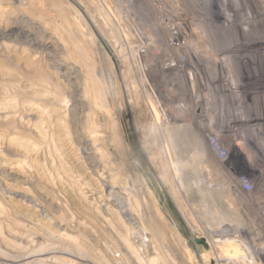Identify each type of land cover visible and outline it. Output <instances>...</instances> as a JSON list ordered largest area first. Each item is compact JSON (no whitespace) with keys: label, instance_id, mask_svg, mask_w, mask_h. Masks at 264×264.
Listing matches in <instances>:
<instances>
[{"label":"rangeland","instance_id":"obj_1","mask_svg":"<svg viewBox=\"0 0 264 264\" xmlns=\"http://www.w3.org/2000/svg\"><path fill=\"white\" fill-rule=\"evenodd\" d=\"M192 1L0 0V264H264V75L218 130Z\"/></svg>","mask_w":264,"mask_h":264},{"label":"bare ground","instance_id":"obj_2","mask_svg":"<svg viewBox=\"0 0 264 264\" xmlns=\"http://www.w3.org/2000/svg\"><path fill=\"white\" fill-rule=\"evenodd\" d=\"M236 1L244 2L250 0H232L229 4L235 5ZM251 1H253V3L255 4V6H257L258 9L264 12V0H251ZM191 2L193 1L191 0ZM234 5L231 6L234 7L236 11H238L237 10L238 8L236 9ZM193 6L197 8V10L199 11V16L194 17L196 21H195V25L194 23L192 24L193 28L194 26H197L198 28L205 26L206 28L204 33L200 32V34H198V32H196L198 42L194 44L195 52H198L199 54L203 52V54L205 55L203 60V67L207 69L204 71V74L206 76H209V74L219 76V82H217L216 84L211 85L210 82L208 83V85L206 84L205 87L206 89L205 91L207 94L206 98L209 100L213 99L216 96H218L217 91L218 92L226 91V93L223 92L221 94V96H223V102L226 105L225 107L220 108L217 107V105H211L213 107L209 106L207 109V112L209 114V121L212 122V120L215 119L213 122L219 124L217 129L221 131V129H223L225 125H228L230 124V122H232L230 119H234V118L240 119L242 117V115L241 116L239 115L240 105H243V103L246 102L249 98L251 100H254V98L256 97L259 100L260 96H258L257 94H255L256 95L255 96L254 93H252L253 91L250 92L248 90L250 89L248 84L251 82L253 77H255L254 73L259 72L258 74L264 75V53L255 51L252 53L243 54L241 53L242 52L241 46H243L246 43H249L250 40L252 39L251 36L255 32L261 30L259 26L263 25L260 24V22H264V17L262 19L259 17V21L253 20L255 19L253 17H252L253 19H250V21L247 20L245 17H221L222 15H225L229 11H231V9L228 10L229 6H226L224 4V0H195ZM234 9H232V11H234ZM158 15L161 18V20H163V18L165 19L166 17L165 15H161V13L159 12ZM171 32L172 33L170 34L173 37L171 43L175 45L177 43L179 45L182 42L181 37L177 36V34L174 33L173 31ZM262 37L264 39V33L262 34ZM208 42H211V45H208L207 44ZM208 49L210 50L209 52ZM189 51H190L189 49L186 50V52ZM180 55L179 57H181ZM251 59H254V65L256 67L257 72L251 70L250 67L248 66L250 65L251 61L253 62V60ZM170 66L171 64H169L167 68H165L163 71L159 72L160 73L159 75L163 76L161 79L165 78V73L169 70ZM210 71L212 73H210ZM241 80L242 81L246 80V82L242 83L240 82ZM209 88H215V90L217 88L218 90L212 91V89L208 90ZM227 88L231 91H227ZM160 98H161L160 100L164 101L163 106L166 107L168 106V103L170 101H173V99L167 98L165 97V95L160 96ZM171 107L172 109L175 108V110L178 113L175 114V116L180 118V120L178 121L175 118L164 115L162 117H163V122H165L166 125L168 124L167 120H169V118L172 120V123H174V121L176 123H179L177 126H174V129L179 131L180 134L181 133L185 134L186 131H189L188 129L191 128V126L194 127L196 126L197 128L196 124L194 125L191 124L190 122L184 121L185 118L188 116L189 117L197 116L198 113V111L196 112V108L198 107L197 105H194L191 110V107L188 106L186 102L175 101V104H173ZM230 114H233L234 116L231 117L229 119L228 124H226L225 122L227 121L224 122V118L226 119V117L229 116ZM196 130L197 129H194L193 131L196 132ZM241 132L242 130L240 129L235 136L236 138L238 137L237 138L239 141L238 143H240V141L243 140V136L238 135ZM253 157L254 156H251L250 158Z\"/></svg>","mask_w":264,"mask_h":264},{"label":"water","instance_id":"obj_3","mask_svg":"<svg viewBox=\"0 0 264 264\" xmlns=\"http://www.w3.org/2000/svg\"><path fill=\"white\" fill-rule=\"evenodd\" d=\"M203 243H205V241H204ZM205 244H206V243H205Z\"/></svg>","mask_w":264,"mask_h":264}]
</instances>
